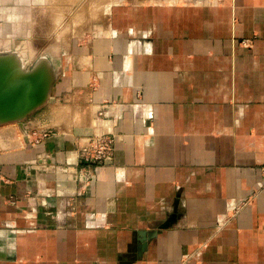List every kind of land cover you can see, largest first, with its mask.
<instances>
[{
    "label": "crops",
    "instance_id": "1",
    "mask_svg": "<svg viewBox=\"0 0 264 264\" xmlns=\"http://www.w3.org/2000/svg\"><path fill=\"white\" fill-rule=\"evenodd\" d=\"M108 6L67 53L56 111L0 145V264H264V0ZM75 7L90 10L0 0V21L26 38ZM99 134L111 161L79 184V150Z\"/></svg>",
    "mask_w": 264,
    "mask_h": 264
},
{
    "label": "rangeland",
    "instance_id": "2",
    "mask_svg": "<svg viewBox=\"0 0 264 264\" xmlns=\"http://www.w3.org/2000/svg\"><path fill=\"white\" fill-rule=\"evenodd\" d=\"M90 5V10L87 16H82V18H78V15H82V10L78 7L74 9V21L55 23L49 25H28L24 28L26 31L24 34L29 37L21 38L18 37L19 34V25L17 24H8L0 21V53L8 51H19L20 53L24 52L25 57L23 58L24 64L20 63L15 66V68H19L20 70L30 71L34 68V66L38 63L41 58L47 59L50 63L53 72L55 73V79L59 72L62 69L63 64L66 62L69 55L67 53L73 48H77V46H81L83 43V39L87 38L92 32V25L87 20L96 19V12L93 7L97 8V5H105L106 13L108 11V5L113 3H122L127 4L131 1L144 3L146 0H85L86 3ZM218 4H222L225 0H215ZM105 10L101 12L103 14ZM40 36L32 37V36ZM31 36V37H30ZM244 41H250V44H244ZM252 40L246 39L241 41V45L245 48L251 47ZM55 82V80H54ZM54 84V83H53ZM53 87V86H52ZM52 89V88H51ZM51 93V91H50ZM50 96V94H49ZM49 100V98H48ZM58 104L66 105L65 101H60ZM51 106L54 111L55 105L54 102L48 103V101L41 107ZM38 108V109H39ZM69 108H62V111H65ZM37 110V109H36ZM42 110H45L42 108ZM35 111V110H34ZM34 111L32 113H34ZM71 111V110H69ZM78 111V110H77ZM74 111V112H77ZM61 112L60 115L63 118V121H66L65 118L68 116L66 113ZM76 115V114H75ZM73 115L75 122L81 120H87L89 116H92V110L89 109L88 112L77 115ZM72 117V116H71ZM60 117V119H62ZM71 120V118H70ZM62 121V120H61ZM19 125L17 121L14 122H6L0 124V145L6 143L10 137L14 135H19Z\"/></svg>",
    "mask_w": 264,
    "mask_h": 264
},
{
    "label": "water",
    "instance_id": "3",
    "mask_svg": "<svg viewBox=\"0 0 264 264\" xmlns=\"http://www.w3.org/2000/svg\"><path fill=\"white\" fill-rule=\"evenodd\" d=\"M6 56H0V124L17 121L25 134L23 120L48 101L55 73L45 58L24 71Z\"/></svg>",
    "mask_w": 264,
    "mask_h": 264
},
{
    "label": "built area",
    "instance_id": "4",
    "mask_svg": "<svg viewBox=\"0 0 264 264\" xmlns=\"http://www.w3.org/2000/svg\"><path fill=\"white\" fill-rule=\"evenodd\" d=\"M247 42L244 41L246 45ZM25 130V129H24ZM48 131L41 132L40 135L33 134V144L39 145L48 136ZM27 133L25 131V134ZM113 139L109 134L93 135L86 139V144L79 150L77 169L73 172V180L82 185L93 182L98 171L105 163L111 161ZM261 177L264 181V166L261 168ZM245 201L243 204H245ZM72 203H69L71 206Z\"/></svg>",
    "mask_w": 264,
    "mask_h": 264
},
{
    "label": "bare ground",
    "instance_id": "5",
    "mask_svg": "<svg viewBox=\"0 0 264 264\" xmlns=\"http://www.w3.org/2000/svg\"><path fill=\"white\" fill-rule=\"evenodd\" d=\"M5 55H7L6 57H9V56H11V57H13V59H14V61H16V63L18 64V63H20V61H21V63H22V65L24 64L23 62V58L25 57V54H24V52L22 53H20L19 51H6V52H3V53H0V56H5ZM44 58V57H43ZM58 106H60V105H58ZM57 107V106H56ZM56 109V108H55ZM68 110V109H67ZM57 111H59L60 113L62 112V108H57ZM67 113H69V112H67ZM59 114V113H58ZM57 116V115H56ZM63 116V115H62Z\"/></svg>",
    "mask_w": 264,
    "mask_h": 264
}]
</instances>
